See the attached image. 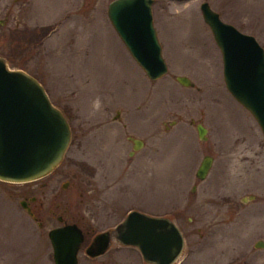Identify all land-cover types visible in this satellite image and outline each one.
I'll return each instance as SVG.
<instances>
[{
	"label": "rangeland",
	"instance_id": "rangeland-1",
	"mask_svg": "<svg viewBox=\"0 0 264 264\" xmlns=\"http://www.w3.org/2000/svg\"><path fill=\"white\" fill-rule=\"evenodd\" d=\"M110 1L0 0V54L38 78L72 130L51 173L27 182L0 179V264H54L47 233L60 224L59 213L91 233L113 227L131 209L176 222L185 245L174 264H264V246H255L264 240V136L226 88L221 52L200 9L208 1L264 48V0H154L168 64L155 80L111 25ZM47 25L52 29L39 41L22 37ZM177 75L194 84L182 85ZM129 136L144 140L132 154ZM206 154L212 165L199 179ZM22 189L43 201L41 227L21 206ZM78 258L149 264L137 247L117 242L103 256L89 259L82 249Z\"/></svg>",
	"mask_w": 264,
	"mask_h": 264
},
{
	"label": "water",
	"instance_id": "water-1",
	"mask_svg": "<svg viewBox=\"0 0 264 264\" xmlns=\"http://www.w3.org/2000/svg\"><path fill=\"white\" fill-rule=\"evenodd\" d=\"M153 3L111 0L107 16L131 56L155 80L168 72V64L154 25ZM200 9L221 52L226 88L252 114L264 136V48L253 35L222 20L208 1H202ZM176 79L185 86L194 84L187 75H177ZM196 129L201 139L207 138V128L201 122ZM71 137L67 116L51 101L44 85L24 69L11 67L0 54V179L27 182L51 173L62 162ZM130 139V154L144 145L141 138ZM212 161V155H204L196 177L204 179ZM112 231L121 244L137 247L149 264H174L185 245L173 219L137 209H131ZM48 237L54 264H78L84 235L77 223L52 227ZM109 244L110 230L100 231L85 252L97 256ZM255 246L263 247L264 240L258 239Z\"/></svg>",
	"mask_w": 264,
	"mask_h": 264
},
{
	"label": "flooded vegetation",
	"instance_id": "flooded-vegetation-1",
	"mask_svg": "<svg viewBox=\"0 0 264 264\" xmlns=\"http://www.w3.org/2000/svg\"><path fill=\"white\" fill-rule=\"evenodd\" d=\"M132 137V136H131ZM129 139H130V136H129ZM132 141V139H131ZM132 145H133V141H132ZM136 151V150H135ZM45 183H43L44 185ZM19 194L22 195V199L20 200V204L21 206L23 207L24 211L30 216L32 217L39 225V227L42 226V221L39 219V212H40V207L43 205V201L38 199V197L36 196L35 193L31 192V190H26V189H22L19 191ZM57 206H59V204L57 203L56 204ZM138 210V209H137ZM56 219L60 222L59 225H56V226H60V225H64V224H67V223H73V222H68L66 221L67 218L62 214V213H59L56 215ZM77 223V222H75ZM78 224V223H77ZM79 225V224H78ZM116 225V224H115ZM115 225L111 228H107V229H103V230H100V231H105V230H110V244H109V247L107 248V250L105 252H103L102 254L100 255H97V256H90L88 255L86 252H85V248L89 245V243L92 241L93 237L100 231H93L91 233H88L86 232L80 225L82 231H83V235H84V239L82 241V244H81V247L78 251V254L80 252V250L83 249V251L85 252V254L87 255V257L89 259H95L96 257H99V256H103L105 255L106 253H108L111 248L114 247L115 245V242L117 243H120L114 236V233L112 231V229L115 227ZM54 226V227H56ZM52 228V227H51ZM50 228V229H51ZM49 229V230H50ZM48 230V231H49ZM48 234V233H47ZM49 238V237H48ZM53 255V253H52ZM54 261V259H53ZM78 264H79V258H78Z\"/></svg>",
	"mask_w": 264,
	"mask_h": 264
},
{
	"label": "trees",
	"instance_id": "trees-1",
	"mask_svg": "<svg viewBox=\"0 0 264 264\" xmlns=\"http://www.w3.org/2000/svg\"><path fill=\"white\" fill-rule=\"evenodd\" d=\"M51 29H52V25H47V26L40 27L38 30L37 29L26 30L22 37L27 36L28 40L39 41L43 37H45L50 32Z\"/></svg>",
	"mask_w": 264,
	"mask_h": 264
}]
</instances>
